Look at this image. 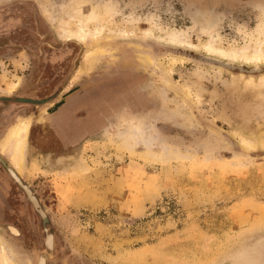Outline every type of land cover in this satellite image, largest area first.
<instances>
[{
  "label": "rangeland",
  "instance_id": "rangeland-1",
  "mask_svg": "<svg viewBox=\"0 0 264 264\" xmlns=\"http://www.w3.org/2000/svg\"><path fill=\"white\" fill-rule=\"evenodd\" d=\"M92 12L100 34L59 32ZM263 39L264 0H0V96L54 99L13 106L30 128L21 175L8 165L45 214L0 169L14 263L51 233L49 264H264L263 74L172 64L158 47L252 53Z\"/></svg>",
  "mask_w": 264,
  "mask_h": 264
},
{
  "label": "bare ground",
  "instance_id": "bare-ground-1",
  "mask_svg": "<svg viewBox=\"0 0 264 264\" xmlns=\"http://www.w3.org/2000/svg\"><path fill=\"white\" fill-rule=\"evenodd\" d=\"M101 18L102 17L100 15L92 12L87 16L86 19L81 18L74 30L73 29H66L65 27H63V24H62V26L59 28L60 29L59 32L60 33L62 32L64 36L77 37V38H81V40L82 39L86 40L88 37H95L96 35L101 33V29H99V28L94 30V32L89 29V23L99 22L101 20ZM208 24H214V21L212 19H210L208 21ZM172 40L175 42L177 41L175 38H172ZM169 44L179 46V45L172 43V42ZM206 48H207V52L205 54H208V55H206L207 57L220 60L224 63L235 64V62L239 58H242L244 60L245 64L252 65L251 68L256 67L258 69L260 67V65L263 64L261 62L264 61V39L259 43V45L254 47V50L252 53L249 52V49H250L249 47L242 49V50H230V51L225 50L224 51L222 49H217V48L213 47L212 44H209L206 46ZM93 55H94V53H91V52L87 54V60L89 63H93V61H91V57H93ZM169 58H170L172 64L185 63V61H186L184 58H178L176 56H172ZM217 71L221 72L222 69L219 68V70H217ZM248 83H254V79L250 78ZM15 85H17V84H15ZM260 85H264V74L260 77ZM141 124H142L141 120L138 123H136V121H135L134 123L130 124V126H132V127L128 126V128H134V127L139 128ZM29 128H30V121L29 120L20 121L19 123H17L16 125H14L12 127V129L9 131V133L6 136L3 145L2 146L0 145L1 146V150H0L1 152L0 153H2L4 155L5 154L8 155L10 163L16 169L18 174H20V175H21V170L23 169V166L25 163V150H26V145H27ZM145 134H146V132H145ZM234 135L236 137H238L240 143L242 145H244L246 148H248L249 150L256 149V143H254L253 141L241 136L239 132H234ZM259 144L262 147H264V142H261ZM45 246H46L47 251L37 253L35 260L31 261L30 264H47L48 260L54 256L53 255L54 254V236L52 234H49L47 236V238L45 240ZM10 253L11 252H9L7 245L0 239V264H15L14 261L12 260ZM245 259H246V257H245ZM244 263H246V262H244Z\"/></svg>",
  "mask_w": 264,
  "mask_h": 264
},
{
  "label": "flooded vegetation",
  "instance_id": "flooded-vegetation-1",
  "mask_svg": "<svg viewBox=\"0 0 264 264\" xmlns=\"http://www.w3.org/2000/svg\"><path fill=\"white\" fill-rule=\"evenodd\" d=\"M25 100H27V99H25ZM25 100L24 99L18 100L16 98L11 97V96H0V132L4 131L6 126H9V129L12 128L14 126V124L16 125L19 122L18 121L19 118H22L21 120H25L26 118H28L30 116L29 112L27 110H25L26 115L18 117V115H16V112L13 110L14 109L13 106L15 104H20L19 102H22V103L28 102V103H33L36 105H42V104H49V103L54 102L53 101L54 99L51 101L44 100V102L39 101V100H34V99L33 100L29 99L30 101H25ZM61 110L64 113H65V111L66 112L68 111V110L63 109V106L61 107ZM67 115H66V117H67ZM68 128H70V129H68ZM70 132L72 134L74 133L73 125H70V126L68 125V127H67V135L68 136L67 137L70 136ZM8 164L11 166V163L6 158V156L4 154L0 153V169L5 171L10 176L9 171H8L10 169V166ZM0 179H1V174H0ZM2 182L0 184V219L4 216V208L5 207L7 208L9 205L8 200H7V196H6L8 190H7V187H4L2 185ZM4 228L7 230V232H10V234L15 236V238L24 239V237H25L22 230L20 228L16 227L15 224H11V223L6 224V225H4ZM49 234H51V233H48L44 240H46V238ZM55 247H56V239L54 237V254H53L54 256L56 255V252H57ZM44 248H45V250H47L46 246H45V241H44ZM40 252H42V251H40ZM50 260L51 259L48 260L47 264H49Z\"/></svg>",
  "mask_w": 264,
  "mask_h": 264
},
{
  "label": "water",
  "instance_id": "water-1",
  "mask_svg": "<svg viewBox=\"0 0 264 264\" xmlns=\"http://www.w3.org/2000/svg\"><path fill=\"white\" fill-rule=\"evenodd\" d=\"M158 47L163 49L167 54H172L174 56H179L181 58L192 60L194 62L200 63L205 66H212V67L220 68L228 72H233L236 78L238 74H242L244 76H256V75L264 74V67H261V66L258 69L256 67L251 68V67H246L244 65L224 63L220 60L207 57L203 54L192 53L188 50L178 49L173 46L161 44V45H158ZM8 171H9L10 176L13 178V180L26 193L27 199L33 205L34 209L38 212V214H40L42 218H45V214L42 210V207L40 203L38 202L36 196L32 192V190L27 185L24 184V182L21 180L20 176L16 173L15 170L9 169Z\"/></svg>",
  "mask_w": 264,
  "mask_h": 264
}]
</instances>
